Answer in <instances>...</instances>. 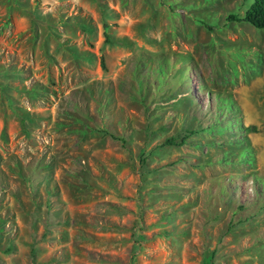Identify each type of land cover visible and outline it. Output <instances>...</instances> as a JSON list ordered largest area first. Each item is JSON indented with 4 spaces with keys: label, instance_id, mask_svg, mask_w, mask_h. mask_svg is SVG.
Returning <instances> with one entry per match:
<instances>
[{
    "label": "rangeland",
    "instance_id": "obj_1",
    "mask_svg": "<svg viewBox=\"0 0 264 264\" xmlns=\"http://www.w3.org/2000/svg\"><path fill=\"white\" fill-rule=\"evenodd\" d=\"M252 2L0 0V264H264Z\"/></svg>",
    "mask_w": 264,
    "mask_h": 264
},
{
    "label": "trees",
    "instance_id": "obj_2",
    "mask_svg": "<svg viewBox=\"0 0 264 264\" xmlns=\"http://www.w3.org/2000/svg\"><path fill=\"white\" fill-rule=\"evenodd\" d=\"M228 22L247 23L255 29L264 30V0H253L252 4L247 8L243 16L229 15ZM107 41L110 38L106 35ZM104 64V63H102ZM175 140H167V144L174 145Z\"/></svg>",
    "mask_w": 264,
    "mask_h": 264
},
{
    "label": "bare ground",
    "instance_id": "obj_3",
    "mask_svg": "<svg viewBox=\"0 0 264 264\" xmlns=\"http://www.w3.org/2000/svg\"><path fill=\"white\" fill-rule=\"evenodd\" d=\"M258 82L256 84H253V86L251 87V90L255 88L254 85H257ZM252 93V91H248V90H243L241 91V96H240V100H241V105H243V110L245 111V113H248L249 116H258L259 112L258 110L252 105L251 102H245L246 98L248 99V96ZM244 98V100H243ZM243 103V104H242ZM242 108V107H241Z\"/></svg>",
    "mask_w": 264,
    "mask_h": 264
}]
</instances>
